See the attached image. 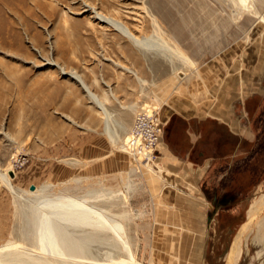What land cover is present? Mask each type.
Instances as JSON below:
<instances>
[{"label": "rangeland", "instance_id": "obj_1", "mask_svg": "<svg viewBox=\"0 0 264 264\" xmlns=\"http://www.w3.org/2000/svg\"><path fill=\"white\" fill-rule=\"evenodd\" d=\"M236 1L246 11L232 0H24L4 10L21 47H12L4 31L0 169L13 172L19 194L0 186V251L13 241L52 264H119L128 259L127 245L143 264H264V233L257 229L264 204L249 215L264 198V80L248 100L242 89L243 73L255 68L250 58L264 53V23L255 14L264 17V0ZM93 11L118 12L134 29L148 25L142 33L151 31L154 15L197 69L174 59L175 74ZM71 73L107 96L109 119ZM229 107L243 115L233 133L223 125ZM152 108L162 141L156 156L141 162L123 144L134 116ZM190 117L206 120L196 123L200 138L187 154ZM42 185L48 187L33 193ZM74 199L96 208L95 222L55 215L56 204ZM51 228L80 242L78 257L57 256L56 241L37 247L36 236H49Z\"/></svg>", "mask_w": 264, "mask_h": 264}, {"label": "bare ground", "instance_id": "obj_2", "mask_svg": "<svg viewBox=\"0 0 264 264\" xmlns=\"http://www.w3.org/2000/svg\"><path fill=\"white\" fill-rule=\"evenodd\" d=\"M232 1L236 5H238L237 7H239L240 12H241V10L246 11V9L242 6H240V4H238V2L236 0H232ZM12 3L24 5V0H0V38H1V35H3L4 31H6L8 33L9 38H10V42L12 44V47L20 48L21 45H20V39L17 35L18 33L16 34V32L14 30H12V27L10 25L11 22L9 21L6 14L4 13V10H8L9 12H12ZM113 12H114V10H113ZM148 13H149V11H148ZM112 14L111 15L110 14L109 15L103 14L101 11V12H94L93 15H96L95 19L99 23L105 24L106 26L114 29L122 37L128 39V41H131L130 43L132 45L136 46L137 49H139L140 52H142V54H145V55L149 54L153 58L154 57L160 58L163 62H166L169 65L171 64L170 66H172V70H173L172 72H174L175 74H177V72H179V70H177L178 69L177 66H174V64H175L174 62H176V61H174V59L177 60L178 62H180L181 66L184 65L187 68L197 69L196 62L178 44V42L174 39V37H172L168 33H166L165 29L161 26L159 20L154 15H152L150 13L148 15L149 16V18H148L149 19V26H150L151 31L148 33H142L143 29L147 28L148 25H146L145 27H144V25L143 26H137V29H134L131 26H129L128 24H126L125 22H123L122 21L123 19L121 20V18H119L118 12H116V15H114V16H112ZM120 14H121V12H120ZM255 14H257L258 19L264 23V17L261 14H259L258 12H255ZM140 18L141 17H139V19ZM137 21H138V19H137ZM136 30L138 31V33ZM216 31L219 32V28H217ZM217 35L219 36V33L218 34L215 33L214 38H216ZM154 65H155V67L160 68L162 71L165 70V68L158 61H157V63L154 62ZM177 65H178V63H177ZM121 68L132 73L136 77V79L138 80L140 85H143L146 83V80L144 78L140 77L138 75V72L135 69H132V68L127 67L125 65L121 66ZM70 75H71V78H73L75 81H77V83H79V85L84 89V91L86 92V95L90 99V101H92L94 104H96V106L98 107V109H99L100 113L103 115V117H105V119H106V117L109 119L111 114L108 112V110L106 108V104H105V100L107 99V96H104V95L100 96V95L96 94L95 92H93L92 89L90 88V86H88L84 82L82 77L80 75H78L77 73H71ZM109 93L112 95V97L114 96V94L111 90H109ZM155 97H157V96H155ZM128 106L130 107V105H128ZM42 109H45V107H43ZM126 141H127V138H126ZM126 141L123 144L124 150H126V146H125ZM10 171L11 170H9V174H8L7 170H1L0 169V186L5 185L6 187H8L10 192H15L14 194L16 195L19 193H17L12 186V182L10 179V177H12V175H10ZM45 186L48 187V185H42L41 187L36 188L33 193H38V192L40 193V191H42ZM45 203H48V202L46 201ZM263 204H264V198H260L258 201H256L254 204H252L251 208L249 209V215H252L253 213H255ZM54 211H55V215L65 216V218H73V219H76L80 223L82 221V223L84 225L90 224V222L92 221V218H93L92 217L93 214H95L99 217V215H98L99 212H97L95 207L88 206L86 204L79 202L78 200H75V199L74 200H66V202H63L61 204H56L54 206ZM104 220L107 221L106 219H103V221ZM93 221L95 222L96 220H93ZM96 224H99V223H96ZM96 224H94V226ZM109 225H111V224H109ZM116 225H118V227L120 229H122V226L120 224H116ZM111 228H113L116 231L115 233L117 235L119 234V233H117L118 231L114 227H111ZM257 229H258L259 236L260 237L263 236L264 220H262L258 224ZM107 231H109V230H107ZM36 238H37L36 242H38V243H36V244H38L37 247L41 250L50 249L52 241H56V245H57L56 248H58L59 250H52V251H53V253H55L57 256H60V257H61V254H63L66 257H72V258L78 257L77 253H78V251L80 252V249H82L81 248L82 245L80 244V242L78 240H76L74 238H70L69 236L67 238H65L64 235H62L61 231L57 228H51L50 229V235L47 237H42L41 234H39V236L38 237L36 236ZM118 238H119V236H118ZM125 238L123 240H125ZM82 244H84V240H83ZM123 244H125V243L123 242ZM123 244H122V247L125 246V245L123 246ZM3 247H5L6 250H4L3 252L0 251V264H52L51 262H49V260H45V259L41 260L38 258H34L32 256H29V255L27 256L25 251L18 249V244H16L13 241L7 242V244H5V246H3ZM126 247H127V251H128V259L127 260H121L119 262V264H143V263L137 261L133 257V255L130 252V249H128L127 245H126ZM54 248H52V249H54ZM237 248L235 246L232 247L233 252H235L237 250L236 256H238V254L240 253V250Z\"/></svg>", "mask_w": 264, "mask_h": 264}, {"label": "built area", "instance_id": "obj_3", "mask_svg": "<svg viewBox=\"0 0 264 264\" xmlns=\"http://www.w3.org/2000/svg\"><path fill=\"white\" fill-rule=\"evenodd\" d=\"M153 107V106H152ZM162 122L158 108L140 110L133 119L125 143L126 152L137 161H150L156 151L162 135Z\"/></svg>", "mask_w": 264, "mask_h": 264}, {"label": "crops", "instance_id": "obj_4", "mask_svg": "<svg viewBox=\"0 0 264 264\" xmlns=\"http://www.w3.org/2000/svg\"><path fill=\"white\" fill-rule=\"evenodd\" d=\"M250 59L251 61L249 64L255 65V68L248 69V71H245L242 76V79H243L242 89L246 91L245 100H248L249 98H252L253 96H256L257 94H259L257 93L259 88L256 85V83L263 82L264 80V53H263V56L259 58L251 57ZM252 82L254 83V85ZM237 88H238L237 83L236 82L232 83V86H231L232 92L235 91ZM223 117H227L226 119L223 120V125L226 124L229 130H231V132L233 133L232 125L235 124L237 121H240V118L238 117H243V115L237 114L235 112V108L229 107V110H227L226 114H224ZM189 120H190V123L192 124V128L190 131L187 130L188 132L187 136L190 142L189 150L186 152L187 154L190 153V148H193L196 146V143L199 141V138H200V134H198V131H196L194 128L196 123H201L202 121H205L206 118L205 117H190ZM162 135H163V132H162ZM162 135H161L160 142L162 141ZM149 264H154V263L150 262Z\"/></svg>", "mask_w": 264, "mask_h": 264}, {"label": "water", "instance_id": "obj_5", "mask_svg": "<svg viewBox=\"0 0 264 264\" xmlns=\"http://www.w3.org/2000/svg\"><path fill=\"white\" fill-rule=\"evenodd\" d=\"M10 175H13V172L12 171H10Z\"/></svg>", "mask_w": 264, "mask_h": 264}]
</instances>
